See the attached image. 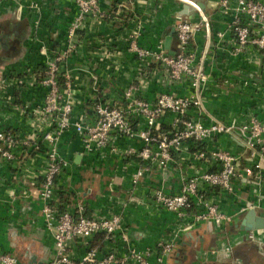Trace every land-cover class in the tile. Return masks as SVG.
Listing matches in <instances>:
<instances>
[{"label": "crops", "instance_id": "crops-1", "mask_svg": "<svg viewBox=\"0 0 264 264\" xmlns=\"http://www.w3.org/2000/svg\"><path fill=\"white\" fill-rule=\"evenodd\" d=\"M37 1L40 12L25 6L13 18L15 26L11 24V14L18 0L0 2V37L4 38V33L12 35L7 48L0 40V127L30 129L27 117L7 102L5 93H11L17 103L29 110L42 104L48 87L36 79L47 70L49 55L64 46L68 27L78 14L76 0ZM203 1L206 5L202 11L209 18L210 35L202 28L193 44L198 50V60L204 62L209 74L205 88L207 109L226 122H240L249 112L263 117L264 60L252 62L231 51L227 29L231 15L220 9L219 0ZM97 3L80 30L77 46L66 59L58 61L62 84L66 82L64 100H69L68 92L73 95L74 114L83 108L91 110L97 98L126 105L123 90L140 62L131 48L130 36L137 32L136 43L152 49L161 41L168 48L166 42L170 36L168 50L173 49L177 40L176 17L185 4L192 6L185 0H98ZM184 17L196 20L201 18V12L195 7ZM36 18L40 19L38 26ZM13 30L20 35H15ZM2 77L13 81L7 91L1 88ZM175 89L184 92L189 86L184 82ZM160 90L158 83L153 82L142 94L154 99ZM189 115L197 116V113L192 109ZM172 119L171 112L161 118L164 130L171 129ZM116 144L121 148L138 147L142 142L126 138L116 140ZM215 144L243 154L239 170L252 176L253 160L245 150L242 136L236 133H220L213 142L186 139L172 144L168 165L153 162L135 184L132 175L144 164L143 159L124 157L109 147L106 153L87 151L81 136L66 131L59 141V150L70 162L58 177L57 204L62 209L75 210L79 203H85L87 216L120 213L129 235L126 244L118 236L106 238L103 232L93 235L88 243L75 238L68 250L76 264H80L89 248H97L98 256H103L116 245L124 253L129 245L142 249L168 237L180 222L174 211L154 204L152 190L161 187L168 193L181 192L190 175L208 167L196 157V148ZM45 160L44 150L35 155L22 153L14 162L0 156V251L16 255L20 264H50L57 256L55 225L48 224L42 213L40 187ZM260 188L264 194V178ZM208 192L225 211L235 214L233 221L222 225L201 221L190 229L181 226L175 253L166 258L165 264H264V227L253 228L262 231L256 238L248 237L251 229L244 227L251 209L242 208L256 199L252 185L236 177L232 190L217 186L210 187ZM254 209L264 218V197ZM226 243L233 246L231 254L223 250L210 252L211 247L221 248ZM152 264H157L156 260L152 259Z\"/></svg>", "mask_w": 264, "mask_h": 264}, {"label": "built area", "instance_id": "built-area-1", "mask_svg": "<svg viewBox=\"0 0 264 264\" xmlns=\"http://www.w3.org/2000/svg\"><path fill=\"white\" fill-rule=\"evenodd\" d=\"M4 0H0L2 2ZM98 0H76L78 14L72 20L68 32V47L63 46L49 55L47 70L39 74L36 81L48 87L42 104L31 110L26 105L17 103L11 93H5L8 103L15 105L21 115L27 117L29 130L23 127H0V156L14 162L24 154H37L44 150L45 165L42 169L40 197L43 200L42 213L48 224L55 225L54 239L57 256L50 264H76L69 253L75 238L88 243L93 235L103 232L106 238H122L129 241L128 232L120 213L111 215H86L85 203H79L75 210L62 209L57 203V181L60 174L69 165L70 159L62 155L59 141L63 134L71 130L81 136L87 151H110L122 156H138L144 160L132 175L133 183L139 180L151 168L153 162L161 166L168 165L172 157V144L192 139L197 142L212 141L220 133H236L242 136L245 150L253 160L255 171L246 174L239 170L243 154H235L226 147L215 144L207 148H196V157L208 167L190 175L184 182L181 192L168 193L161 187L152 190L151 196L156 206L165 207L176 213L179 226L168 237L161 238L155 244L142 249L129 245L127 251L120 253L119 246H113L103 256H98L97 248H89L80 264H165L166 258L175 253L178 235L184 229H190L201 221H213L226 224L233 221L235 214L225 211L208 192L210 187L233 189L234 178L250 183L255 191L254 202L247 203L242 210L254 208L264 197L260 188L264 178V116L247 113L240 122H226L212 114L206 107L205 88L209 74L204 69V62L198 60V50L193 44L196 33L205 28L210 35V21L196 0H185L201 12L199 19H187L179 13L176 17V44L173 52L161 41L157 48H144L136 43L138 33L131 38V48L138 56L139 66L131 81L123 90L126 105L115 100L97 98L91 110L86 108L76 112L75 101L70 92L69 100H64L65 85L62 84V72L58 61L67 58L80 38L81 29L87 16L92 13ZM11 14L13 21L25 6L40 12L37 0L28 4L18 0ZM220 9L231 15L227 29L230 32L231 51L242 54L252 62L264 60V0H219ZM14 18V19H13ZM40 19L36 18L35 25ZM16 22L13 21L15 26ZM12 25V28L14 27ZM141 27V26H140ZM1 30V28H0ZM15 35L19 31L13 30ZM221 36L225 32H219ZM210 37V36H208ZM153 82L161 87L156 98L142 94L145 87ZM187 82L189 89L179 92L175 86ZM13 84L10 77L1 78V88L8 89ZM196 115H189L190 110ZM171 112L172 126L165 131L161 118ZM206 115L207 117H204ZM137 121V123H136ZM167 134H170L169 137ZM126 138L142 142L141 146L129 145L121 148L116 140ZM182 138V139H181ZM105 150V151H104ZM2 180L0 179V187ZM261 229H251L248 237L256 238ZM233 246L223 244L221 248L211 247V253L223 250L231 254ZM0 264H20L18 257L10 252L0 251Z\"/></svg>", "mask_w": 264, "mask_h": 264}, {"label": "water", "instance_id": "water-1", "mask_svg": "<svg viewBox=\"0 0 264 264\" xmlns=\"http://www.w3.org/2000/svg\"><path fill=\"white\" fill-rule=\"evenodd\" d=\"M197 3L201 8H205L206 4L203 0H197ZM194 8L195 6L193 5L191 6L189 4H185L184 8L180 11V13L181 14L189 13L191 9ZM11 37H12L11 34H6V33H4V38L0 37V40H2L3 45L6 48L9 46V42H10L9 38ZM169 40H170V36L167 37V42H166L168 48L170 47V45L168 44ZM169 50L173 52V49L170 48ZM244 227H247L248 229L264 227V218L257 213L256 209L251 208V210H249V212L247 213Z\"/></svg>", "mask_w": 264, "mask_h": 264}, {"label": "rangeland", "instance_id": "rangeland-1", "mask_svg": "<svg viewBox=\"0 0 264 264\" xmlns=\"http://www.w3.org/2000/svg\"><path fill=\"white\" fill-rule=\"evenodd\" d=\"M70 24H71V23H70ZM69 27H70V25H69ZM69 27H68V31H67V35H66L65 43H64L65 48L68 47L67 49H69V46H68V32H69ZM69 53H70V51H68L67 54H69ZM165 131H167V130H165ZM167 136L172 137V136H170V134H167ZM181 139H182V138H181Z\"/></svg>", "mask_w": 264, "mask_h": 264}]
</instances>
